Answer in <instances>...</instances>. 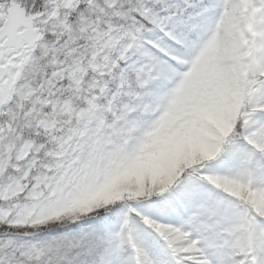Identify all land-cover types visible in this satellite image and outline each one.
<instances>
[{"label": "snow or ice", "instance_id": "obj_1", "mask_svg": "<svg viewBox=\"0 0 264 264\" xmlns=\"http://www.w3.org/2000/svg\"><path fill=\"white\" fill-rule=\"evenodd\" d=\"M0 264H264V0H0Z\"/></svg>", "mask_w": 264, "mask_h": 264}]
</instances>
